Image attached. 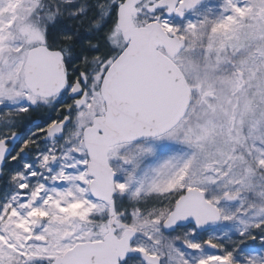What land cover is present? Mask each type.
<instances>
[{
    "label": "snow or ice",
    "instance_id": "snow-or-ice-1",
    "mask_svg": "<svg viewBox=\"0 0 264 264\" xmlns=\"http://www.w3.org/2000/svg\"><path fill=\"white\" fill-rule=\"evenodd\" d=\"M0 264H264V0H0Z\"/></svg>",
    "mask_w": 264,
    "mask_h": 264
},
{
    "label": "rangeland",
    "instance_id": "rangeland-1",
    "mask_svg": "<svg viewBox=\"0 0 264 264\" xmlns=\"http://www.w3.org/2000/svg\"><path fill=\"white\" fill-rule=\"evenodd\" d=\"M28 120H40V119H46V113L43 111H36L33 112L28 118ZM17 132H24L26 131L24 127V122L22 121L17 128L15 129Z\"/></svg>",
    "mask_w": 264,
    "mask_h": 264
}]
</instances>
